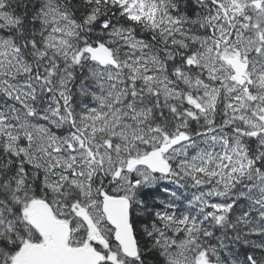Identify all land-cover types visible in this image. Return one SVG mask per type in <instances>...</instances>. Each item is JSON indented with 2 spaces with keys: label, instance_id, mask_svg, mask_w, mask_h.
<instances>
[{
  "label": "snow or ice",
  "instance_id": "snow-or-ice-1",
  "mask_svg": "<svg viewBox=\"0 0 264 264\" xmlns=\"http://www.w3.org/2000/svg\"><path fill=\"white\" fill-rule=\"evenodd\" d=\"M0 264H264V0H0Z\"/></svg>",
  "mask_w": 264,
  "mask_h": 264
}]
</instances>
